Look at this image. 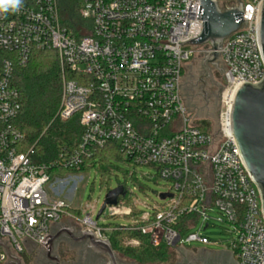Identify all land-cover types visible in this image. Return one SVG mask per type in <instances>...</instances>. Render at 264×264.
Here are the masks:
<instances>
[{
	"label": "built area",
	"instance_id": "built-area-1",
	"mask_svg": "<svg viewBox=\"0 0 264 264\" xmlns=\"http://www.w3.org/2000/svg\"><path fill=\"white\" fill-rule=\"evenodd\" d=\"M241 2L247 25L219 51L225 82L215 129L195 117L184 96L191 59L211 51L210 46L179 44L203 32L199 1L80 0L81 15L90 25L80 37L63 26L58 0H22L18 11L0 12V50L10 54L0 63V264H20L32 252L46 253L63 220L98 240L110 241L114 232L125 231L138 235L126 239V246L137 247L145 238L171 250L192 242L212 244L190 231L223 223L233 228L235 240L226 251L237 264H264L262 195L230 127L237 89L264 79L258 35L263 0ZM219 4L228 10L239 1ZM45 50L57 52L62 68L58 115L62 120L78 115L83 135L75 151L52 164H37L33 148L21 150L23 135L15 122L22 95L13 76L15 64L27 65L35 52ZM113 143L133 179L138 168L149 167L166 183L161 203L142 211L141 201L127 189L98 217L96 208L73 207L62 197L70 174L97 163V154ZM56 169L71 171L53 177ZM53 179L58 187L50 196L47 185Z\"/></svg>",
	"mask_w": 264,
	"mask_h": 264
},
{
	"label": "trees",
	"instance_id": "trees-1",
	"mask_svg": "<svg viewBox=\"0 0 264 264\" xmlns=\"http://www.w3.org/2000/svg\"><path fill=\"white\" fill-rule=\"evenodd\" d=\"M217 1L232 4L236 0ZM58 4L63 26L77 37L89 33L90 25L81 15L80 0H58ZM8 58L10 54L0 50V63ZM13 81L22 95V110L15 122L23 135L21 150L33 148V161L37 164H52L63 153L75 151L79 147L83 127L78 115L69 120H62L58 115L62 100L63 74L57 52L37 51L27 65L15 64ZM206 126H209L208 123ZM97 158V163L92 162L90 167H84L80 171L87 172L99 164L104 180L109 178L111 181L113 172L118 170L125 171L128 176V171L121 168L126 160L117 144L107 145L97 154ZM69 171L71 170L56 169L51 171V175H66ZM110 190L112 189L109 188ZM136 236L138 235L131 232H114L110 242L115 251L140 264H164L172 259L171 249L164 246L154 247L145 238H141V244L137 247L126 246L125 240ZM32 253L26 256L27 264H35L31 260L34 255ZM35 255L39 253L36 252ZM45 258L47 259L43 254L38 262Z\"/></svg>",
	"mask_w": 264,
	"mask_h": 264
},
{
	"label": "water",
	"instance_id": "water-1",
	"mask_svg": "<svg viewBox=\"0 0 264 264\" xmlns=\"http://www.w3.org/2000/svg\"><path fill=\"white\" fill-rule=\"evenodd\" d=\"M196 1L201 3L197 19L203 20V32L200 36L179 44L188 43L211 47L210 52H205L206 56L202 61L204 73L200 80L205 77L210 78L214 84L219 86V92L222 94L223 87L214 82L211 66L220 68L219 58L221 52L219 51L223 48V42L245 24L247 25V21L243 17V3L238 0L239 5L237 7L223 10L217 0ZM258 35L264 57V0L260 9ZM219 70L221 71V69ZM222 98H224L223 95ZM230 127L239 145L241 155L260 189L264 208V79L258 84L243 82L237 89L230 113ZM125 194L126 191L123 186L108 191L98 217L104 212L107 204L116 205L119 198L125 196ZM165 197L166 195H162V198ZM63 232H66L74 242L88 241L92 250L107 255L110 257L112 264H117L116 252L110 241L98 240L92 232H84L80 237H75L73 228L64 229L52 235L45 253L50 261L59 264V258L54 255L53 243Z\"/></svg>",
	"mask_w": 264,
	"mask_h": 264
},
{
	"label": "rangeland",
	"instance_id": "rangeland-1",
	"mask_svg": "<svg viewBox=\"0 0 264 264\" xmlns=\"http://www.w3.org/2000/svg\"><path fill=\"white\" fill-rule=\"evenodd\" d=\"M203 59L204 57L201 55L193 57L187 66L184 77V95L186 97L188 109L192 111L195 117L206 121L211 129H215L219 115L223 109L221 99L222 94L219 92L220 88H218L216 84L207 77H205V79L208 80V84L214 87L207 92H205L204 88H202L203 90L201 89L203 86L200 82V77L204 73L202 68ZM215 79L221 81L222 76L219 73H215ZM99 168L100 166H96L92 167V169L87 172H82L81 174H70V186L64 191L62 197L69 200L73 207L86 208V206H88L91 209L96 208L97 211H100L104 205L109 188L115 189L118 186H125L127 189L133 191L138 200L141 201L139 209L147 211V205L154 206L155 203H161L160 195L167 192L166 183L155 178V171L152 168H138L136 179H133L130 175L127 176L125 171H114L111 181H109V178H106L105 180L102 178ZM121 168L127 170L124 165H121ZM129 171L131 172V170ZM72 180H75L77 183H74ZM57 181V179H53L51 183L47 185V190L50 196L53 195L52 187H58ZM212 217L218 218L219 216H217L216 213H212ZM117 221L120 224H125V222L120 220ZM99 222L101 225L104 224L103 219ZM49 224L51 225L53 223L49 222ZM215 224L216 226L205 231H200L199 226L190 231V233H200L208 237L213 242L212 244L203 245L198 242H192L186 245V249H173L172 259L164 264H171L174 261H180L181 257L184 255L196 256L200 253L198 250L201 249H208L216 252L226 251L227 246L231 245L235 240V234L232 232L233 228L223 223L215 222ZM62 244L65 245V243ZM65 248L66 251H64ZM67 250V246H60L58 253L65 254ZM62 251L64 252L62 253ZM32 254H34L31 258L32 262H37V259L41 258L45 253L40 252V256L35 255L36 252H33ZM73 261H75V259ZM153 264L159 263L156 262Z\"/></svg>",
	"mask_w": 264,
	"mask_h": 264
},
{
	"label": "flooded vegetation",
	"instance_id": "flooded-vegetation-1",
	"mask_svg": "<svg viewBox=\"0 0 264 264\" xmlns=\"http://www.w3.org/2000/svg\"><path fill=\"white\" fill-rule=\"evenodd\" d=\"M219 69H221V71ZM219 69L216 68L215 66H211V72L214 78L213 79L214 82H217L223 87L224 82H225L223 78L224 69L221 66ZM215 73H219L222 76L221 81H217L215 79ZM202 80H204V82ZM202 80L200 81L203 86L201 87V89L204 88L205 92H207L208 90H211L214 87L208 84L207 79L204 78ZM216 86L219 88L218 85ZM185 101H186V97H185ZM68 228H73L74 236L80 237L81 235L80 228L69 220L61 221L58 224L57 228L55 229L54 235ZM62 243H65V245H63ZM53 245H54V255H56L60 260L59 264H112L110 257L104 254H99L95 252L94 250H92L89 246L88 241H83L80 243L74 242L73 240H71V238L66 232H63L57 239H55ZM60 246L68 247V250L65 254L63 252L66 251V248L62 252L63 254L58 253ZM198 251L200 253L196 256L184 255L181 257L180 261H174L171 264H237L236 259L228 251L216 252V251H211L208 249H201ZM115 252H116L117 264H140L139 262L118 253L117 251ZM74 259L75 261H73ZM34 262L35 264L36 263L37 264H58L56 262L50 261L48 258L47 259L45 258V260L40 261V262L38 261L37 262L34 261ZM20 264H27L26 257L22 260Z\"/></svg>",
	"mask_w": 264,
	"mask_h": 264
},
{
	"label": "clouds",
	"instance_id": "clouds-1",
	"mask_svg": "<svg viewBox=\"0 0 264 264\" xmlns=\"http://www.w3.org/2000/svg\"><path fill=\"white\" fill-rule=\"evenodd\" d=\"M22 6V0H0V12L18 11Z\"/></svg>",
	"mask_w": 264,
	"mask_h": 264
}]
</instances>
